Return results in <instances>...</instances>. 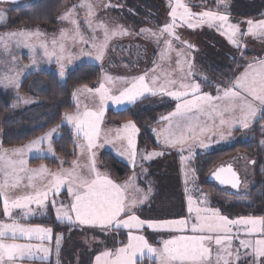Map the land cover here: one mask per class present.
<instances>
[{
	"label": "rangeland",
	"instance_id": "obj_1",
	"mask_svg": "<svg viewBox=\"0 0 264 264\" xmlns=\"http://www.w3.org/2000/svg\"><path fill=\"white\" fill-rule=\"evenodd\" d=\"M36 1L20 0L13 4L0 2L1 86L12 88L16 94L20 95L22 81L28 75L52 71L63 82L68 72L82 64H90L89 62L100 68L101 79L95 86L89 87V92H82L84 91L82 88H80L81 92L80 90H77L79 93L74 92V112L65 114L63 123L49 127L42 133L43 135H39V138L37 136L27 146L21 148L23 150L2 149L0 135V178L5 167L4 161L7 159H16L14 162L18 163L30 154L55 159L52 141L61 136L62 130L71 133L70 130L62 128L66 121H70L75 128L76 146V155L70 166L52 167V172L40 169L31 172L23 171L19 174V183H22V180L28 182L30 174L34 173L37 177H41V179L38 178L37 184L32 181V184L38 188H29L24 191L21 189L1 190L2 202L4 200L11 209L14 204L25 203L26 197L49 191L64 177L68 178L72 186H75L73 181L77 178L92 181L95 178L92 174L94 155L95 169L123 189L126 203L133 200L139 201L147 194V199L142 204H137L129 213L123 214L122 218H127L128 214H135L146 222L185 218L189 219L188 227L191 229L196 221L187 213L188 197H191L197 205L203 203L201 207L217 209L224 217L233 220L250 217L243 213L231 214L225 208L239 204L240 199L247 197L255 187L257 157L237 153L217 164L203 179L199 177L198 161L222 148L254 138L253 127L264 113L261 110L264 109V65L259 63V61H264V33L260 31H257L255 35L244 33L248 28V21L264 20V10L261 13L262 17L257 20L240 19L227 15L229 23L238 25L240 28V34L237 37L238 46H233L219 34L218 25L209 28L205 24L195 29L179 26L175 29L179 40L169 37L167 33L161 34L163 27L171 22L168 13L175 0H151L157 4L149 3L148 0H70V4L54 26L46 24L17 27L9 20V12L25 8ZM228 1L224 0V4L221 5L219 0H181L197 16L203 11H209L210 8H213L215 13L225 14L223 11L227 12L230 5ZM244 1L260 2L263 0ZM217 3L219 6L214 7ZM169 41L171 48L167 49L166 42ZM187 45L193 47L189 48ZM216 50L225 59L223 64L219 60L211 59L212 56L209 54ZM150 53L156 54V59H153L154 68L148 66L153 61L152 58L148 59ZM178 53L181 54L178 55ZM228 53L236 60V63L231 64L230 62V66L226 58ZM188 62H191V68ZM142 76L149 85H151L152 78L156 77L157 85H163L169 91H183L182 85L198 83L201 94L207 93L212 96L217 95L218 89H220V95L223 96L225 89L235 87L237 78L243 86L235 89L238 95L230 94V100L216 101L215 105L220 115L214 113L211 119L201 116L200 123L206 130L201 131L200 128H196L189 134L190 138L182 147L166 148L162 143H158L157 134L166 123L161 119L153 129L156 145L154 149L140 146L137 130V135L134 137L136 155L133 163L127 153L126 139H117L118 134L121 137L123 135L120 128L128 122L119 125L118 128L101 117L99 110L102 104L111 107L114 99L116 107L108 108L113 112L129 108L142 101H145L143 105L145 108L170 105L171 111H174L176 103L174 100L163 95L153 96L150 92L145 93L133 103H121L131 99L129 89L136 85L132 83H140ZM115 83H121L120 93L111 91ZM86 103L90 106L93 116L91 121H88L93 125L91 129L83 123L87 120L84 121L82 118L88 110L85 108ZM249 106L256 110V115L248 128H242L237 124L230 131L227 125L220 123L221 119L229 122L240 121L243 117L242 109H247ZM193 115L196 114L193 113ZM81 124H84L85 128L77 131ZM262 128L260 127L261 131ZM42 145L44 150H42ZM190 150L191 158L182 162L181 156L189 157ZM107 153L112 154L129 167V176L123 181L112 177L103 163V156ZM149 153L163 154L151 160L144 159ZM228 165L232 166L240 177V185L236 192L231 187H221L216 183L210 186L209 183L211 179L208 177L212 172ZM67 187L68 185L65 184L56 198V206L58 209L65 208L71 214L73 198L69 195ZM80 191H83L82 188ZM51 199L50 197L43 209H38L35 204L31 205L30 208L34 214L27 220L23 219L22 210L12 209V219L17 220L21 225L52 229L51 240H46L43 245H40L45 250L48 248L50 252L48 254L46 251L45 254L35 253L37 259L34 262L26 258L23 264H94L97 254L105 250L115 251L116 248L127 244L128 232L126 230L105 234L98 228L80 226L75 222L69 225L66 221H57ZM221 204L223 209H221ZM72 215L74 219V214ZM0 223H11V220L6 218L2 212ZM201 227L204 226L201 225ZM132 234L144 236L147 243L156 249H162L163 240L170 238L202 240L204 247L200 249V254L208 257L204 264H248V250L243 248L242 244L246 245L251 242L253 247H256V237L246 235L240 225H235L231 232L223 227L196 233L188 231L184 233L186 237L180 236L179 233L153 231L147 227L138 231L134 230ZM57 236L61 237L59 246H57ZM3 242L13 241L9 235L4 238ZM15 242L24 245L37 243L36 241H23L19 238ZM84 244L90 252L81 250ZM69 245H73L71 252L66 251ZM261 247L264 248V245ZM45 256L46 259H40ZM63 256H70L71 260L63 262L61 260ZM237 256L241 257L240 262H235ZM147 258L149 254L145 251L143 257L137 255L134 259L137 261L136 264H151V262L158 264L155 256Z\"/></svg>",
	"mask_w": 264,
	"mask_h": 264
},
{
	"label": "snow or ice",
	"instance_id": "obj_2",
	"mask_svg": "<svg viewBox=\"0 0 264 264\" xmlns=\"http://www.w3.org/2000/svg\"><path fill=\"white\" fill-rule=\"evenodd\" d=\"M219 3L223 5L224 0H219ZM168 15L171 22L163 27L161 34L167 33L169 37L179 40V36L176 35L175 32V29L179 26H187L189 29H195L205 24L209 28L218 25L219 34L225 37L229 44L238 46L239 42L237 37L238 34H240V28L238 25L229 23V18L225 14L203 11L197 16L193 14L181 0H175ZM257 31L264 33V20L258 22L248 21V28L244 34L255 35ZM187 47L191 48L193 46L187 45ZM166 48H171L170 41L166 42ZM180 54L181 53H178V55ZM259 63L264 65V61H259ZM188 64L189 68H191V62H188ZM145 81V77H140V83L129 89L131 99L124 100L121 103H133L143 97L145 93L149 92L153 96L163 95L174 100L176 102L174 111L161 117V120L166 123L157 134L159 137L158 143H162L166 148L182 147L190 138L189 134L196 128L205 131L206 129H204L200 123V117L204 116L211 119L214 113L220 115V113L217 112L215 102L221 99L230 100V94L234 93L238 95L235 89L243 86L239 82V78H237L235 87L232 89H225L223 96L220 95V89L217 90L216 96H212L207 93L201 94L200 85L198 83L182 85V88H184L183 91H169L163 85H157L156 77L152 78L151 85L147 84ZM261 110L264 111V109ZM242 112L243 117L240 121L229 122L221 119L220 123L222 125H227L230 131L237 124L242 128H248L249 124L255 118L256 110L249 106L247 109H242ZM193 113L196 115H193ZM92 127V124H87L88 129ZM83 128H85V125L81 124L77 131ZM122 134V137L118 134L117 139H126L127 153L134 163L136 155L134 137L137 135L135 124L132 122L124 124ZM91 146L95 147V145ZM162 154L163 153H149L144 159L151 160ZM94 158L93 155L92 174L95 178L90 182L77 178L73 181L75 186H72L69 184L68 178L64 177L59 183L51 187L49 191L26 197L25 203L14 204L11 209L3 200V214L6 218L11 220V223H0V264H23L26 258L34 262L37 259L35 253L45 254L46 251L48 254L50 252L48 248L45 250L40 245H43L46 240H51V228L21 225L17 220L12 219L11 215L12 209H19L23 211V219L27 220L34 214L30 206L35 204L38 209H43L50 197L52 198L51 205L57 221H66L69 225L75 222L80 226L98 228L105 234L109 232L119 233L120 230H126L128 232V242L125 246L118 247L115 251L105 250L97 254L94 258V264H136L134 258L137 255L143 257L145 251L149 254V258L155 256L158 260V264H204V261L208 257L200 254V249L204 247L202 240L196 241L195 239L187 238H170L163 240L162 249H156L147 243L144 236L133 235L132 232L147 227L153 231L179 233L180 236L186 237L184 233L188 231L196 233L202 230L221 227L231 232L235 225H240L245 230L246 235L256 237L255 248L251 242L246 245L242 244V247L248 250V264H264V248L261 247V245H264V218H254L250 216L233 220L224 217L217 209L201 207L203 203L197 205L191 197H188L186 201L187 213L189 217H194L196 221L191 229L188 227L189 219L185 218L148 222L140 219L135 214H128L127 218H122L123 214L129 213L137 204H142L147 199V194L139 201L133 200L126 203L123 189L111 179L97 172L94 167ZM190 158L191 150L189 157L181 156L182 162ZM211 179L222 186L230 185L233 189H236L238 186L237 174L230 167L219 168ZM65 184L68 185L67 191L73 198L70 210L71 214L65 208L58 209L56 206V198L60 195ZM81 188L83 191H80ZM72 214H74V219ZM201 225L204 227H201ZM9 235L13 242H3L4 238ZM18 238L23 241H36L37 243L24 245L20 242H15ZM60 239L61 237L57 236V246H59ZM46 258L45 256L40 259L43 260ZM240 260L241 257L237 256L235 262H240Z\"/></svg>",
	"mask_w": 264,
	"mask_h": 264
},
{
	"label": "trees",
	"instance_id": "obj_3",
	"mask_svg": "<svg viewBox=\"0 0 264 264\" xmlns=\"http://www.w3.org/2000/svg\"><path fill=\"white\" fill-rule=\"evenodd\" d=\"M148 2L152 4L156 3L151 0H148ZM228 2L230 3L228 11H223L228 16L233 15L240 19L252 20H257V18L262 17L261 13L264 10V0L260 2L229 0ZM69 4L70 0H37L25 8L14 9L8 13V17L17 27L42 26L46 24L54 26ZM217 6H219L218 3L214 7ZM213 10V8H210L209 11L214 12ZM209 55L212 56V60H219L221 64L225 61L217 50ZM226 58L229 66L230 62L234 61L236 63L235 58L229 53L226 55ZM100 79V68L93 64H82L76 67L67 73L63 82L53 72L30 75L22 82L20 93L37 99L40 105L33 107L34 109L30 108L21 112L19 116L16 115L14 117L15 119L13 117L11 118L15 109V94L12 91L0 89V132H4L3 145L12 146L23 144L45 132L49 127L59 125L62 115L73 110V92L80 88L95 86ZM144 102L142 101L117 112L108 110L106 112V119L109 124L113 125H121L126 122L134 123L139 132L140 146L154 149L156 145L153 137V129L160 123L161 117L171 111V106L145 108L143 107ZM260 127H263L262 131ZM253 134L254 138L249 141L222 148L200 159L198 161L200 170L199 177L203 179L217 164L233 157L237 153L247 154L250 157L256 156L258 161L256 165L255 187L247 197L240 199L239 204L231 205L225 209L231 214L243 213L246 216L264 218V113H262L259 120L255 123ZM260 141L262 143H259ZM53 148L56 155L55 159L32 161L31 164L44 163L51 168L58 167L59 165L70 166L76 155L75 140L71 133L62 130L61 136L54 141ZM103 163L111 176L116 180L123 181L129 176V167L112 154H105L103 156ZM223 167L232 168L230 165ZM234 172L238 177V186L236 189H233L230 185L219 186L231 187L233 191H238L240 177L237 171ZM209 183L211 186L212 183L216 182L210 181ZM2 209L3 202L0 197V213ZM221 209H223L222 204ZM151 264L153 263L151 262Z\"/></svg>",
	"mask_w": 264,
	"mask_h": 264
},
{
	"label": "crops",
	"instance_id": "obj_4",
	"mask_svg": "<svg viewBox=\"0 0 264 264\" xmlns=\"http://www.w3.org/2000/svg\"><path fill=\"white\" fill-rule=\"evenodd\" d=\"M155 56H156L155 53H150L148 59L152 58V60L153 59L155 60L156 59ZM159 58L161 59V55H159ZM154 60L148 64L149 67H151V68L153 67L154 68V66H155L154 65ZM89 63L91 64V62H89ZM233 63H234V61L231 62V64H233ZM50 72H52V71H50ZM39 73H47V72L43 71V72H39ZM39 73H35V74H39ZM31 75H34V73L31 74ZM28 76H30V75H28ZM28 76H26L25 78H27ZM115 77H117V76H115ZM132 84H137V83L135 82V83H132ZM120 85H121V83L120 84H116L115 83L114 87L111 88V91H113L114 93H116V92L120 93V91L122 90V87ZM118 87H120L121 89H119ZM0 89L5 90V91H12L15 94V98H16V101H15V104H14L15 109H14V112L12 113V115H11V118L12 117L13 118L16 117V115L19 116L21 114V112H24L27 109H30V108H33V107H37V106L40 105V102L37 99L30 98V97H28L26 95H22L21 93H20V95H18V94H16L14 92V90L12 88H5V87L1 86V84H0ZM82 89H84V91H82V92H89L88 90L90 88L89 87H85V88H82ZM82 89H77V90L78 91L80 90L79 92H81ZM77 90H75L74 92H76ZM92 90H94V89H92ZM74 92L72 94V103H73ZM86 94H88V93H86ZM83 96L87 97V95H83ZM115 99H116V96H115ZM36 101H37V103H36ZM112 104L113 105L111 107H116L115 106L116 100L113 99ZM85 106H86L85 108L88 109V110L85 111V114H84L85 117H82V118L84 119V121H85V119L87 120V122H83V123H85V125H87L88 121H91V118L93 116H92V111L90 109V106H88L87 103H86ZM111 107H107L106 104H102L100 106V110H99V113H100L101 117H104L106 119V112L108 110H110L108 108H111ZM74 109L75 108L73 106L72 112H74ZM111 109H114V108H111ZM72 112H69V113H72ZM69 113H65V114H69ZM65 114L62 115L60 123H63V117H64ZM63 127L68 129V130H70L72 136L74 137L75 128H73V126H72L70 121H66L65 124L62 125V128ZM116 127L119 128V125H116ZM120 129H122V127ZM0 135H1V143H2V146H3L2 149H4V150H19V151H21V150H23L21 148H23L24 146H27V144L29 142H31L35 138H37V137H35L32 140L27 141V142H25L23 144H20V145L4 146L3 145L4 132L1 131ZM40 135H43V134L41 133ZM38 138H39V135H38ZM54 141H56V140H53L52 143H54ZM41 147H42V150H44V146L42 145ZM33 155L34 154H30L29 157H26V158L18 161V163L14 162L16 159H13V158H10V160L7 159V160L4 161L5 162L4 163L5 167L2 170V174H1V178H0V191L1 190L9 191V190H13V189L14 190L21 189L22 191H24V190L29 189V188H31V189H34V188L37 189L38 188V187L34 186V184H32V181H35V184H37L38 178L41 179V177L40 176L37 177L36 174H34V173L30 174L28 182H27V180H22V183H19V174L22 173L23 171L31 172L32 170H39L40 169V170H45V171L52 172L51 167H49L47 164H44V163H40V164H36V165L31 164L32 161L47 159V158H42V157L33 156ZM42 166H45V167H42ZM44 185L47 186V187H50L49 185H46V184H44ZM0 197L2 198V195H0ZM2 212H3V209H2ZM40 224L45 225L43 222H40ZM98 245H100V244H98ZM67 247L69 249H67L66 251H70L71 252L73 250V245H71V246L69 245ZM77 248L80 249V247H78V246H77ZM81 250L90 252L89 248L85 247V244L82 245V249ZM147 259H149V258H147ZM61 260L63 262H69L71 260V258H70V256H63Z\"/></svg>",
	"mask_w": 264,
	"mask_h": 264
},
{
	"label": "water",
	"instance_id": "obj_5",
	"mask_svg": "<svg viewBox=\"0 0 264 264\" xmlns=\"http://www.w3.org/2000/svg\"><path fill=\"white\" fill-rule=\"evenodd\" d=\"M20 0H0V2H5V3H9V4H13V3H17V2H19ZM218 170V169H217ZM216 172V171H215ZM215 172H213L211 175H210V177H209V179H211V177L215 174ZM210 181H212V182H216V181H214L213 179H211ZM216 183H218V182H216ZM218 185H220L219 183H218Z\"/></svg>",
	"mask_w": 264,
	"mask_h": 264
},
{
	"label": "flooded vegetation",
	"instance_id": "obj_6",
	"mask_svg": "<svg viewBox=\"0 0 264 264\" xmlns=\"http://www.w3.org/2000/svg\"><path fill=\"white\" fill-rule=\"evenodd\" d=\"M236 66V65H235Z\"/></svg>",
	"mask_w": 264,
	"mask_h": 264
}]
</instances>
